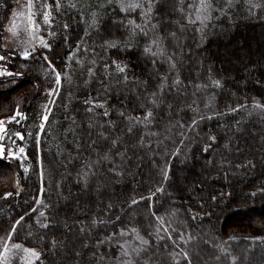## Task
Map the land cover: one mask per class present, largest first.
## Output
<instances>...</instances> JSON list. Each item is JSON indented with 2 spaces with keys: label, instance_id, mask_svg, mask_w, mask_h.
Returning <instances> with one entry per match:
<instances>
[{
  "label": "snow or ice",
  "instance_id": "snow-or-ice-1",
  "mask_svg": "<svg viewBox=\"0 0 264 264\" xmlns=\"http://www.w3.org/2000/svg\"><path fill=\"white\" fill-rule=\"evenodd\" d=\"M112 2L113 0H107L109 4ZM115 2L119 13L123 15L119 19L112 20L111 24L123 30V38L114 35L110 31V25L96 11L91 14V26L97 33L101 31L108 33V38L103 39L102 47L106 50H115L116 58L109 57L102 66H98L97 61L93 59L90 61L91 66L86 68H84V61L80 59L75 61L87 73V78L84 79L81 87H86L93 82L97 87L94 94L89 93L82 101L83 114L87 117L82 134L77 135L81 132L79 128L70 126L66 130L65 140L67 141L68 135H71L73 147L66 163L62 165L68 171L69 177L73 170L76 171L73 183L79 186L80 191L69 192L68 195L77 198V207H79L80 193H89L93 181L97 184L95 193L108 198L102 209L89 215L87 222H78V234L81 237L92 238L97 229L111 226L112 230L105 232L102 238H99L100 234L97 233L91 244L82 240L80 249L75 246L69 249L66 241L53 235L49 244L46 245L47 253L52 255L49 264H56L62 251L65 250L74 261L83 259L86 255L83 249L91 250L89 264H106L108 260H111L112 264H160L159 250L162 247L168 250V241L171 242L169 257L173 264H182V262L192 264L193 257L198 253L190 251L189 245L198 238L190 233L186 235L182 228L178 229L174 226L173 218L177 216L176 210L171 211L166 218L153 211V204L150 203L147 207L151 219L146 234H142L141 228L137 226L138 221L132 214L138 211L136 206L145 199L152 201L157 194L170 196L167 189L171 187L182 192L203 191L204 183L201 180L189 186L185 178L184 185L181 187V178L175 176L170 163L171 159L181 155V147L171 152H159V146L163 142L161 137L167 140L173 130L178 129L179 145L186 147L188 143H191L190 137L193 132L198 138L200 137L202 124L231 116L232 122L225 120L219 125L225 129L224 136L218 137L212 129H208L202 137L205 142L202 151L205 153L210 149L215 150L219 141L223 139L222 146L225 152L221 154L218 165L212 160L208 161V165L216 167L217 171H223L226 176L227 168L233 167L226 153L233 151L232 145L238 139L236 133L241 131L244 124L242 119L236 117L245 110L249 117L253 114L264 117V102H262L264 97H251V105L248 102L249 98L246 97L244 103H230L223 111L219 110L215 90H223L224 77H218L214 73V67L206 66L203 59L197 60L194 68L186 64V61L191 59V45L188 44V40L192 39L196 48L202 47L208 38V29L212 26L213 20L227 15L238 0H115ZM243 3L248 15L259 18L260 14H264V0H243ZM71 6L75 7V5ZM63 7L61 0H52V2L25 0L20 5V10L12 9L10 15L4 17L7 23L0 25L3 31L8 33L7 36L0 37L4 40L5 50H8V43L11 41L14 44L12 55H19L22 60L33 56L37 43L51 50L52 45L40 35L41 28L47 26L48 34L55 36L56 33L52 31L55 20L53 13L60 14ZM8 8L7 0H0V9ZM62 28L67 32L69 24L64 23ZM85 35L88 33L86 32ZM67 39L64 37L65 41ZM76 49L81 50L79 45ZM83 51L87 52L88 49L84 48ZM121 53L136 54L137 59L143 57L148 77L137 75L130 56L121 59ZM232 54L234 53H228V55ZM5 59V56L0 55V61ZM43 59L55 73L56 84L60 85L61 73L55 69L47 55ZM71 59L70 56L69 60ZM162 65H166L164 71H161ZM251 70L255 71V67L252 66ZM14 75H20V73L0 71V76ZM255 84L264 88V79H257ZM209 89L214 91L209 93ZM52 93L54 94L55 90H52ZM170 96H172L171 99H169ZM137 109L140 110V114H134ZM49 111L50 109L46 107L40 116L41 132L45 127L44 122L48 120ZM188 112H191L192 116L185 120L181 114ZM20 115L19 111L15 112L9 118V122L16 120ZM69 119L74 125L75 117L70 116ZM154 128L163 129V131H153ZM6 132L5 121L0 120V141L5 139ZM13 135L23 139L20 132H15ZM133 138H135L134 143H130ZM153 138H156L155 145ZM18 151L19 155L15 150L8 151L0 143V156L6 155L15 160H23L24 148L21 147ZM235 151L239 152V147ZM137 152L152 153L150 162L157 168L160 179L147 197L143 195L130 197L117 205L112 201V194L102 189L110 184H122L126 176L134 174L131 171L132 167L135 166L138 169L141 166L139 161L142 159L137 156ZM93 156L95 159L92 158ZM160 158L164 159L163 165L157 162ZM105 162L110 166L103 167ZM69 165L72 167L69 168ZM234 166L255 169L257 164L254 159L245 158L242 163ZM21 167H23L22 164ZM24 170L27 172L28 168ZM205 171L206 176L211 175L207 169ZM43 174L41 171V176ZM64 179L65 177H62L56 182V188L61 195ZM40 191L43 192V189ZM12 194L10 191L5 192L2 199L7 200ZM210 198L215 200L216 196L212 195ZM120 199L123 200V197ZM36 203L42 204L43 209L50 207L48 203H42L41 199H37ZM201 207H203L202 204ZM198 216L199 213H193L191 219L196 220ZM23 219V216L20 217L5 236H0V264H44V261L48 259L44 251L13 240L17 225ZM35 223L40 229L49 231L58 227L54 217L47 215L43 210L39 211ZM65 227L71 231V226L65 224ZM32 235L33 233L29 231L28 236ZM45 238V235L38 237L40 240ZM229 239L234 240L235 237L230 236ZM251 239L253 243L259 241L264 244V238ZM162 241L165 243L161 244ZM105 245L110 249L114 247L117 251L109 257L107 252L99 251ZM212 246L219 247L221 253L230 257L231 264H240L241 257L233 254L229 248L224 245L213 244ZM243 258L246 259V255ZM215 259L219 261L221 257L216 256Z\"/></svg>",
  "mask_w": 264,
  "mask_h": 264
},
{
  "label": "trees",
  "instance_id": "trees-1",
  "mask_svg": "<svg viewBox=\"0 0 264 264\" xmlns=\"http://www.w3.org/2000/svg\"><path fill=\"white\" fill-rule=\"evenodd\" d=\"M49 2H52V0H49ZM67 13L73 15V12L66 7L61 9L60 14L53 13L55 20L52 31L56 35H49V41L53 47L51 50L44 48L43 53L44 56H48L52 65L63 73L67 64L65 58L77 45L80 46L81 50L75 55V60L68 69L71 82L69 85H65L62 93L61 88L59 89L41 139L38 141L34 138L27 150V155L33 166L31 172L32 174L35 173V177L33 176L25 184V189L16 198V202L13 198L0 202L7 201L11 204V213L8 214L7 218L0 213V220L4 222L3 227H8V224L19 220L23 216L24 219L17 225V231L13 235V239L16 242L25 243L26 246L36 247L38 250L44 251L48 256L44 264H49L52 259V255L47 253L46 245L49 244L53 235L66 241L69 249L73 246L80 249L82 240L91 244L97 233L100 234L99 238H102L105 232H111L112 230L111 226L97 229L92 238L81 237L78 234V222H87L89 215L102 209L108 198L95 193L97 187L95 181L92 182L89 193H80L79 207H77V198L68 195L69 192L78 193L80 189L79 186L73 183L76 171L73 170L71 177H69L68 171L62 167L66 163L73 146L71 144L72 136L68 135L66 141L61 134L70 126L81 130L77 135L82 134L87 123V117L83 114L82 101L89 93L94 94L97 87L95 82L86 87H81L84 79L87 78V74L83 73L86 72L84 68L91 66L90 61L93 59L97 61L98 66H102V63L107 61L109 57L116 58L115 50H106L102 47L103 39L108 38L107 32L97 33L95 28L87 29L86 23L81 21V18L76 21L71 20ZM122 15L119 13L118 8L112 4L106 6L100 15L110 25V31L121 38H123V30L112 25L111 21L119 19ZM78 17L80 16L78 15ZM38 19L40 18L38 17ZM64 23L69 24L67 32L62 28ZM46 28L47 26L41 28L45 35ZM86 32L88 35H85ZM208 32V38L200 48L195 47L192 39L188 40V44L191 45V59L186 61V64L194 68L195 62L203 59L206 66L214 67V73L218 77H224L223 90H215L217 91L216 104L219 110L223 111L225 106L230 103H244L246 97L249 98V105H251V97H264V88L255 84L257 79H264V47H261L258 43L259 38L264 40V14H260L259 18L248 15L243 0H238V3L229 10L227 15L213 20ZM64 37L68 38L67 41L64 40ZM84 48H87L88 51L84 52ZM228 53L234 54L228 55ZM129 56L136 74L147 78L148 72L145 71L146 62L143 57L137 59L136 54H120L121 59H126ZM77 59L84 61V68L76 64ZM252 66L255 67V71L251 70ZM165 69L166 65H162L161 71ZM185 75H187V72H185ZM212 91L214 90L209 89V93ZM19 92V88H8L0 91V114L5 115L13 112L19 98L16 95H20ZM48 98L49 93L43 98L37 110L34 108V102H32L29 107L27 106L29 113L40 114L48 103ZM171 98L172 96L169 97V99ZM201 106L203 105L201 104ZM134 114H140V110L137 109ZM181 115L185 120H188L192 113H182ZM70 116L75 117L76 122L74 125L71 124ZM34 118L32 117L30 121H35ZM236 118L242 119L244 124L241 131L236 133L238 139L232 145L233 151L226 153L233 164L231 168H227V165H225V168H227L226 176L223 171H217L216 167L208 165L209 160L216 161L218 165L221 154L225 152L222 146L223 139L219 141L215 150L210 149L209 152L205 153L202 151L205 146L202 137L208 129H212L218 137L224 136L225 129L219 127V125L223 124L225 120L232 122L231 116L202 124L200 137L198 138L196 133L193 132L190 137L191 143H188L186 147L179 145L178 129L173 130L167 140L161 137L163 142L159 146V152H171L177 147H181V155L170 160L173 173L176 177L181 178V187L184 185L185 178L189 186L201 180L204 183L203 191L182 192L171 187L167 189L168 193L171 194L170 196L157 194L152 201L145 199L136 206L138 211L132 214L138 221L137 226L141 228L142 234H146L151 219L147 207L150 203L153 204V211L166 218L171 211L176 210L177 216L173 218L174 226L178 229L182 228L186 235L190 233L193 237L198 238L194 239L189 245L190 251L198 253L193 257L192 264H231L230 257L221 253L219 247H213L212 245H223L236 230L250 232V235H261L264 238V117L256 114L249 117L247 110H245ZM153 131H163V129L154 128ZM56 139H62V142H58ZM134 139L130 143H134ZM155 141L156 138H153L154 145ZM237 147L240 149L239 152L235 151ZM129 155L132 154L129 153ZM137 156L142 157L139 161L141 166L138 169L135 166L132 167L133 175L126 176L122 184H110L102 189L104 192L112 194V201L117 205L127 201L130 197H139L140 195L147 197L149 192L154 190L158 184L160 179L158 170L150 162L152 153L137 152ZM92 158L95 159V156ZM245 158L254 159L257 167L255 169H245L234 166L242 163ZM157 162L163 165L164 159L160 158ZM109 166L107 162L103 165L105 168ZM40 167L44 173L43 183L46 187L43 194L44 201L50 205L48 215L54 217L58 223V227L52 231L40 229L35 223L37 211L31 213L40 190L38 180ZM71 167L69 165V168ZM19 168L18 163H13L11 160H0V181L1 179L7 180L13 170L19 172ZM206 169L211 172L210 176H206ZM62 177H65V179L63 181V194L61 195L56 188V182L60 181ZM212 195L216 196L215 200L210 198ZM121 197H123V200L120 199ZM244 201L248 203L245 204ZM201 204L203 207H201ZM188 209H191V211H188ZM193 213H199L196 220L191 219ZM246 214L251 215L243 216ZM65 224L71 226V231L65 227ZM29 231L33 233L32 236H28ZM41 235H45L46 238L44 240L38 239ZM164 243L161 242V244ZM167 244L168 250L163 247L159 250L160 264H173L169 257L171 242L168 241ZM238 246L234 247V254L238 255L240 253V264H253L254 262L264 264V244L257 242L253 248L244 245L238 248ZM249 249L250 251H246ZM83 251L86 253L84 258L75 261L68 251H62V255L57 259L56 264H89L91 250L83 249ZM99 251L107 252L111 257L117 250L114 247L110 249L105 245ZM245 255L246 259L243 258ZM216 256H220L221 259L216 260ZM106 264H112L111 260H108Z\"/></svg>",
  "mask_w": 264,
  "mask_h": 264
},
{
  "label": "rangeland",
  "instance_id": "rangeland-1",
  "mask_svg": "<svg viewBox=\"0 0 264 264\" xmlns=\"http://www.w3.org/2000/svg\"><path fill=\"white\" fill-rule=\"evenodd\" d=\"M61 2L64 5L63 8L66 7L71 12H73V15L67 13L68 16H69V18L71 20H74V21L78 20V18H81L82 19L81 21H84L86 23L87 29H93L94 28V27L91 26V20H92V15L91 14H92V12L93 11H96L98 13V15H101L102 12L104 11V8L106 6H108V5H110L109 3H107V0H61ZM111 4L116 6L115 0H113V2ZM71 5H75V7H72ZM78 15L80 17H78ZM40 35L44 37V39H45L46 42H48L49 44H51L50 41H49V34H48V31H47V28H46V35L45 36L42 35V34H40ZM242 40H244L243 37H242ZM244 42H245V40H244ZM258 43L260 44L261 47H264V40H263V38H261V39L259 38L258 39ZM37 46H41V45L39 43H37ZM77 53H78V51L75 48L69 54V56L65 58V61H67L66 70L63 73L61 72V78H60L61 82H60V85H57L56 84V75L54 76L55 79H54V83L52 85V89H50V90L47 91L49 93V98H48V102L49 103H47L45 105L44 110L42 111L43 113H44L46 107L48 109H51V104L54 105V102L57 99V97H56L57 96V91L61 88V93H62L65 85H69L70 84L71 81L69 80V72H68V69L71 66L73 60H75V55ZM70 56L72 57L71 60H69V57ZM83 73L87 74L86 72H83ZM52 90H55V93L54 94L52 93ZM26 104H27L26 98H24L23 95H20L19 98L17 99L16 106H19L20 107V110H21ZM49 112H48V118H49V115H50ZM3 115L4 114H0V117L3 116ZM47 121H45V124H44L45 127H46ZM40 123H41V120L37 124L31 123L30 124V127L32 129H36V127H37L36 134H34V132L33 133H30L28 135L26 134V136H24V138L21 140V142H18L17 141V139H18L17 137H12V136L6 137L5 142L8 145V149L7 150L8 151L15 150L17 152V154H18L19 153L18 152L19 148L25 147L27 149L28 144H30V142L33 141L34 138H37V140H39L40 137H42V135L44 133V131H43L42 135H40V131H41L40 128H39ZM45 127H44V130H45ZM66 135H67V132L66 131H64L61 134V136L63 138ZM62 139L61 140H57L56 139V140L58 142H62ZM9 144H10V147H12V148L9 147ZM66 147H67V145H66ZM23 156H24V159L23 160L11 159V161L13 163H16V162L19 163L18 165L20 166V168H19V172L20 173L17 172V170H13L7 180L6 179H1V181H0V202H3L4 199H2V197L4 196L5 192H9V191L13 193L9 198H13L14 199V202H16V198L25 189V184L27 182H29L30 179L33 176L35 177V173L33 172V174H32V172H31L32 167H31V162H30L28 156H26V153L23 154ZM7 159H9V158H7ZM21 164L23 165V167H21ZM24 168H28V171L26 172L24 170ZM41 171H42V169H39L38 180L40 182L39 188H40V190L43 189V192H41L39 190V195L37 196V198L35 200V205L31 209V213L37 211L36 219L38 218L39 211H41V210L45 211L46 214L48 215V209H43L42 204H37L36 203L37 199H41L42 200V203H45L43 194H44V191H45L46 187H45V184L43 183V176H41ZM203 178H205V177H203ZM244 202H245V204L248 203L247 201H244ZM34 209H35V211H34ZM0 213L7 218L8 217V214L11 213V204L7 203V201L6 202L4 201V203H0ZM250 215L251 214H246V215H243V216H250ZM3 223L4 222L0 220V229H1L0 230V236H5L6 233L11 229V227L13 226V224L15 222H12V223L8 224V227H5V228L3 227ZM232 236H234L235 239L234 240L228 239V241L226 242V244L224 243L223 245L225 247L229 248V250L233 254H234V247L235 246L239 245L238 246V248H239V247H241V246L244 245V246H249V247H252L253 248L255 246V244L257 242H259V241H257L256 243H253V241H252L251 238H254V237H261L262 238L261 235H250V232L243 231V230H236L233 233ZM239 254L240 253H238V255H237L238 257H240ZM210 261H212V260H210ZM253 264H257V263L254 262Z\"/></svg>",
  "mask_w": 264,
  "mask_h": 264
},
{
  "label": "flooded vegetation",
  "instance_id": "flooded-vegetation-1",
  "mask_svg": "<svg viewBox=\"0 0 264 264\" xmlns=\"http://www.w3.org/2000/svg\"><path fill=\"white\" fill-rule=\"evenodd\" d=\"M24 2L25 0H19V2H16V0H7L9 8L7 10L0 9V25L7 23V21L4 19L5 15H10L12 9L20 10V5ZM40 34L45 36V32L43 31L40 32ZM7 35L8 33L3 31L2 26H0V37ZM3 45L4 40L0 38V55L6 57L4 61H0V71L7 70L13 73H20V75L0 76V91L8 88H19V94L23 95L26 100L28 99V103L21 110L19 106H14L13 112L11 114H5L1 116L0 120L5 121V127L7 129L5 139L8 136L15 137L13 135L15 132L22 133L24 138L26 134L28 135L30 133L37 132V127L36 129H32L30 124H37L40 121V116L43 113H29L28 107L32 102H34V108L37 110V107L48 93L47 91L50 90L53 85L55 73L49 66H47L46 61L43 59V47L36 45V52L33 54V56L27 60H22L19 55H12L14 44L11 41L8 43V50H5ZM55 69L60 71V69H57L56 67ZM20 95H16L17 98ZM17 111H19L21 115L17 116L16 120L9 122V118L12 117ZM32 117H35V121H30ZM5 139L2 141V143L5 149H8ZM21 140L22 139L20 138L17 139L18 142H21Z\"/></svg>",
  "mask_w": 264,
  "mask_h": 264
},
{
  "label": "water",
  "instance_id": "water-1",
  "mask_svg": "<svg viewBox=\"0 0 264 264\" xmlns=\"http://www.w3.org/2000/svg\"><path fill=\"white\" fill-rule=\"evenodd\" d=\"M0 143H2V141H0ZM4 146V145H3ZM5 148V147H4ZM19 152V151H18ZM18 155H19V153H18ZM6 156V155H5ZM5 156H0V159H4L5 158ZM11 158V157H10Z\"/></svg>",
  "mask_w": 264,
  "mask_h": 264
}]
</instances>
